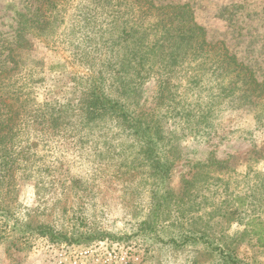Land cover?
Listing matches in <instances>:
<instances>
[{"label": "rangeland", "instance_id": "rangeland-1", "mask_svg": "<svg viewBox=\"0 0 264 264\" xmlns=\"http://www.w3.org/2000/svg\"><path fill=\"white\" fill-rule=\"evenodd\" d=\"M132 2L117 7H96L98 0L59 4L53 11L55 30L28 36L31 46L24 55L35 71L30 88L38 103L55 97L77 102L87 80L103 74L106 92L130 102L138 114L158 116L173 136L170 175L162 184L155 183L152 161L145 158L140 140L110 117L25 135L23 141L32 144L26 169L32 176L18 182L10 223L18 219L44 224L64 238L53 242L35 234L14 238L16 245L13 237L0 240V264H59L58 254L70 248L93 250L82 258L86 264H224L219 250L212 255L203 242L177 247L163 242L186 232L203 234L212 246L234 248L249 264H264V246L248 224L256 216L264 227V125L256 118V110H262L264 118V91L258 96L238 86L236 95L221 99L217 78L222 53L229 52L264 80V0H153V9L146 0ZM27 3L0 0L2 36L8 35L10 24H16L14 14L24 11ZM183 4H189L196 22L205 28L206 43L194 52L170 40L163 43L164 56L181 54L169 79L172 94L162 99L159 83L166 75L157 73L162 57L145 64L150 76L133 74L140 67L134 52L120 42L127 17L122 14L134 8V21L141 18L139 8L145 10L153 41L163 26L180 24L179 17L170 21L168 12ZM139 52L135 48L136 55ZM195 67L203 74L198 85L189 83ZM229 74L224 83L234 84ZM59 78L62 83L56 86ZM124 79L137 89L122 94ZM209 105L210 125L205 127L195 120ZM187 114L194 122L185 123ZM156 205L159 216L154 220Z\"/></svg>", "mask_w": 264, "mask_h": 264}, {"label": "trees", "instance_id": "trees-1", "mask_svg": "<svg viewBox=\"0 0 264 264\" xmlns=\"http://www.w3.org/2000/svg\"><path fill=\"white\" fill-rule=\"evenodd\" d=\"M27 1L25 10L17 11L14 14L13 19L16 24H10L8 37L2 36L0 33V240L13 237L11 240L13 245H16L14 238L21 239L35 234L47 236L53 242L64 238L60 233L44 224L33 226L29 221L18 219L10 223L18 182L27 180L32 176L30 172L26 171L27 163L31 159L32 144L29 141H23L25 135L31 133L39 135V132L44 130L58 132L69 127L73 121H76L80 126H86L104 117H110L116 119L117 123L123 125L125 130H128L129 133L140 140L145 158L152 161L155 183L162 184L166 180L170 175L174 162L170 156L174 144L173 136L167 133L163 121L158 116L155 117L154 114L150 116L142 113L138 114L136 108L130 102L112 97L106 92L105 79L101 73L87 80L88 83L82 90L77 102H74L72 98L59 101L55 97L51 100L45 99L43 103H38L32 97L30 81L33 80L35 71L27 65V58L24 55L25 50L31 46V40L28 36L33 33H36L37 36L50 35V31L55 30L54 19H56V15L53 16V11L58 8L59 4L62 5L64 0ZM98 1L96 7L102 4H113L117 7L134 3L132 0ZM112 1H115V3H112ZM146 1L151 5L150 9H153V0ZM160 8L163 7H155L156 10ZM171 8L172 10L168 12L170 13L169 20H175L172 16L179 17L181 19L180 24L174 26L175 28L163 26L161 36L154 38L153 41L149 40L150 32L145 17H143L145 10L141 8H139L141 18H136L134 21L130 12L134 8L127 9L122 14V16L127 17L120 30L122 33L120 42L122 44L126 43L128 52H134L133 55L138 60L140 71L133 72L136 77L144 78L143 73L150 76L151 73L145 70V64H152L153 57H162L157 61L161 65L157 73L162 72L166 75L159 83V96L162 99L164 96L169 99L172 94L169 79L171 78V72L174 70L172 69L173 66L178 62L177 55L181 54V52H173V54L170 53L164 56L163 43L166 42L167 44L170 40L172 45L177 48L184 45L186 52L189 49L193 52L195 50L201 51L206 43L205 28L196 22L189 4L177 5ZM121 10L118 13H121ZM153 25L155 27L160 26V20ZM151 42V46H148ZM135 48H140L143 52L136 55ZM150 52L159 53L152 54ZM196 59L195 57L194 61ZM221 60H223L220 65L222 74L217 73V78L221 82V86H219L221 99L229 94L234 95L238 86L245 88L244 93L250 94L251 91L252 94L259 92L258 96L261 95L260 92L264 91V80H259L250 66L245 65L238 60L236 55L229 54V52H223ZM124 65L127 66L125 61ZM225 65L226 68H224ZM192 72L189 83L198 85L202 81L203 74L196 67ZM229 73L234 75V84H231V82L224 83L225 75H230ZM60 83H62L61 78L57 79L55 85L57 86ZM136 89V84L131 86V81L123 80L122 94L127 95L126 93L134 92ZM49 91L52 94L57 92L55 88H50ZM170 101L173 102L171 99ZM209 109H212L211 105H209L207 111L201 112L200 120H195V122L202 121L205 122V127L209 126ZM188 114L184 118L186 124L194 122H189L192 117H189L190 114ZM256 118L260 124L264 125L262 110H256ZM167 194L168 191L163 195ZM155 207L153 211L154 220L159 216L158 205ZM248 224L252 225L251 234L257 236L259 245L264 246L262 220L255 216L251 218ZM163 242L165 244L174 243L176 247L190 242H203L205 248L212 255L214 250H219V257L224 264H249L236 255L234 248L228 245L224 248L212 246L203 234L186 232L179 236H171Z\"/></svg>", "mask_w": 264, "mask_h": 264}, {"label": "built area", "instance_id": "built-area-1", "mask_svg": "<svg viewBox=\"0 0 264 264\" xmlns=\"http://www.w3.org/2000/svg\"><path fill=\"white\" fill-rule=\"evenodd\" d=\"M74 248H70L69 250H63L58 254L59 264H84L83 257H88L93 254V250L91 249H81L77 251H72ZM80 256V257H79ZM70 259V263H69ZM86 264V263H85Z\"/></svg>", "mask_w": 264, "mask_h": 264}]
</instances>
